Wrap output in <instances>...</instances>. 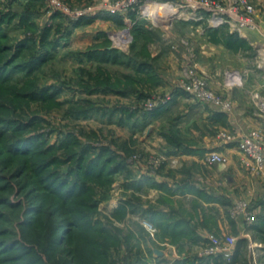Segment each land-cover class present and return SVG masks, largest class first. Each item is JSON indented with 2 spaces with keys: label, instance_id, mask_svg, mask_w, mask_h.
Masks as SVG:
<instances>
[{
  "label": "crops",
  "instance_id": "1",
  "mask_svg": "<svg viewBox=\"0 0 264 264\" xmlns=\"http://www.w3.org/2000/svg\"><path fill=\"white\" fill-rule=\"evenodd\" d=\"M200 1L146 0L123 20L105 13L63 39L78 54L109 43L131 62L114 70L122 80L130 78L128 88L120 90L129 91V97L115 96L112 115L104 114L116 119L119 154L137 157L127 166L129 180L119 182L120 189L130 184L136 194L118 198V209L126 214L120 219L114 214L121 242L113 253L119 263L225 264L203 256L209 235L215 234L240 242L235 264H264V171L252 175L244 170L237 146L252 131L264 138V0H250L257 7V29L241 31L226 17L214 18ZM128 39L135 44L125 50ZM241 42L256 54L236 48ZM188 67L231 99V114L197 103L181 89ZM234 71L246 77L245 84L227 81ZM157 97L168 101L146 111L143 103ZM222 134L236 141L226 144ZM213 152L228 158L227 168L207 162ZM240 202L248 205L252 225L242 215L233 217ZM145 221L156 228L154 237Z\"/></svg>",
  "mask_w": 264,
  "mask_h": 264
},
{
  "label": "rangeland",
  "instance_id": "2",
  "mask_svg": "<svg viewBox=\"0 0 264 264\" xmlns=\"http://www.w3.org/2000/svg\"><path fill=\"white\" fill-rule=\"evenodd\" d=\"M63 1L80 10L114 0ZM76 21L51 11L46 0H0V36H4L0 39V264H56L53 251L65 254L72 248L69 229L64 228L77 215L95 213L92 226L114 228L118 198L136 196L130 184L120 189L119 182L129 180L127 166L137 157L119 154L116 119L104 116L112 115L117 94L93 89L97 69L102 67L113 82L118 81L120 74L114 70L129 67L128 58L111 56L104 64L71 51L63 39L82 25ZM234 36L239 42L238 34ZM23 44L28 47L21 51ZM241 44L235 47L256 54ZM107 46L90 50L102 53ZM33 55L47 60L37 71L26 69ZM235 71L227 81L245 84L246 77ZM149 100L143 103L145 110ZM102 158L114 159L108 169L118 162L126 165L125 172L108 177L112 180L108 186L97 182L94 172L99 171H86L88 164L106 163ZM49 223L57 226L58 233L45 236L42 226ZM113 252L110 258L115 260Z\"/></svg>",
  "mask_w": 264,
  "mask_h": 264
},
{
  "label": "built area",
  "instance_id": "3",
  "mask_svg": "<svg viewBox=\"0 0 264 264\" xmlns=\"http://www.w3.org/2000/svg\"><path fill=\"white\" fill-rule=\"evenodd\" d=\"M143 0H114L108 5L97 3L83 9H73L63 0H46L51 11L60 13L71 20H78L82 17H89L98 14H109L127 18L135 12ZM201 8L210 12L214 18L223 20L228 18V22L237 31L257 29V7L250 0H201ZM130 44V40H127ZM181 89L190 95L197 103L212 105L219 108L225 114L233 112V103L226 95L217 93L210 87L208 81L201 76L195 68L188 67L185 70L184 78L180 84ZM167 99L158 97L149 100L146 105L147 111H153ZM222 140L226 144L234 143L235 137L232 135L222 134ZM238 150L241 153L240 164L248 173L260 175L264 171V138L258 131H252L244 135L237 141ZM207 162L212 166L227 168L229 160L226 156L213 152L209 154ZM233 217L242 215L247 225L253 224V215L244 202L235 206ZM144 228L154 237L157 233L156 228L149 222H143ZM237 238L232 235L217 236L211 234L208 237V245L203 252V256L211 259H219L225 264H233L236 254ZM256 264V263H255Z\"/></svg>",
  "mask_w": 264,
  "mask_h": 264
},
{
  "label": "trees",
  "instance_id": "4",
  "mask_svg": "<svg viewBox=\"0 0 264 264\" xmlns=\"http://www.w3.org/2000/svg\"><path fill=\"white\" fill-rule=\"evenodd\" d=\"M36 1V0H33ZM101 14L98 15H93V16H89V17H82L79 20H77L76 22H79L81 24H83V22H87L90 21L92 19L95 18H99ZM132 13L129 15L131 16ZM108 17H110L111 19H121L123 20L122 17L119 16H111L108 14ZM7 21V19H5V22ZM75 22V23H76ZM76 25V24H75ZM78 25V24H77ZM80 25V24H79ZM233 37H235L233 35ZM4 38V36H0V39ZM44 42V40H43ZM135 41L132 42V44L130 45V48L134 46ZM108 46L104 49V52H100L101 50H99L98 48H94L91 49L90 51H88L85 54H80V55H86V57L89 60H96L98 62H102L104 64H108L110 63V60L112 56V58L117 57V58H128L127 56H124L122 53H119L117 50H111L109 49L111 47V44L107 43ZM110 45V46H109ZM28 44L26 45H21L19 46V50L24 51L25 49H27ZM118 59V60H119ZM16 58H13L10 60V64H13L15 62ZM46 59L43 57H38L36 56H32L29 58V63L27 64L28 66L26 67L29 68L30 70L33 71H37L40 67H42L45 63H46ZM129 65H130V61L128 60ZM127 65V64H125ZM97 74L96 76H93L94 81H97V86L95 88H93L95 91L96 90H100L102 89L103 92H109V93H114L117 95H122V96H127L129 95V92H121V86L123 83H128L130 81V78H128V76H124V79L122 80L121 78H119L118 81H112V77L110 76L109 72L107 73V71H105L102 67H100L99 69L96 70ZM92 74V73H91ZM116 88H115V87ZM91 93V92H90ZM119 156V155H118ZM110 157V156H109ZM105 159L106 163H99L98 167L97 166H93L94 164H88L87 166V170L86 171H99V172H94L96 176L95 178L97 179V182L103 184L104 186H108L109 183H111V179H109L108 177H111L112 175L115 174H119L122 172H125L124 170L126 169V165L122 164L121 162H118V164H115L114 169H108L109 165L111 163H113L114 159L107 161V158H102ZM109 159V158H108ZM95 163V162H94ZM89 169V170H88ZM112 171V172H111ZM113 173V174H109ZM129 174V172H128ZM110 175V176H109ZM81 196L84 197V195L81 193ZM94 209V208H92ZM92 213V212H91ZM90 214V213H86V214H82L80 215V217L78 218L77 215V219H74L73 221H70L69 225L67 227H65L64 229H69V240L71 242V250H69V252H64L62 253L60 250H55L53 251L54 257L52 258L53 261H55L56 264H125L123 263H119L117 262V260H113L112 258H110V252L112 249L118 247L120 245L121 239H120V233L115 230L113 227H108L106 228V226H99L95 225L92 226V216L94 215ZM116 216L120 219L121 217H124L126 214L125 208H121L118 209V211L115 213ZM74 215V214H73ZM51 223V222H50ZM49 223V225L47 227H44V235L47 236L48 233L52 234L58 231H56L57 226L55 225H51ZM63 231V228H61L59 230ZM56 233L55 237H59V234ZM45 236L42 235L41 238H44ZM58 239V238H57ZM60 239V238H59ZM127 242H130V237L127 236ZM58 242V241H57ZM240 242L237 240V247H236V254L233 260V264H235V262L237 261L238 258V247ZM58 244V243H56ZM59 254V258L56 257V255ZM64 256L66 258H64ZM111 259V261H110ZM30 262V260H29ZM31 263V262H30ZM248 264V263H246Z\"/></svg>",
  "mask_w": 264,
  "mask_h": 264
}]
</instances>
